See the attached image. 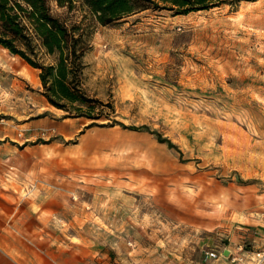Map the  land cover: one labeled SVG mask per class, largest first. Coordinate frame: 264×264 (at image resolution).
<instances>
[{"label": "rangeland", "instance_id": "1", "mask_svg": "<svg viewBox=\"0 0 264 264\" xmlns=\"http://www.w3.org/2000/svg\"><path fill=\"white\" fill-rule=\"evenodd\" d=\"M49 1L68 22L88 23L84 87L127 126H87L63 110L59 119L84 127L31 153L43 184L59 174L88 212L83 264H264V0L143 10L107 25L78 3ZM1 69L7 92L14 74ZM22 80L42 93L40 80Z\"/></svg>", "mask_w": 264, "mask_h": 264}, {"label": "crops", "instance_id": "2", "mask_svg": "<svg viewBox=\"0 0 264 264\" xmlns=\"http://www.w3.org/2000/svg\"><path fill=\"white\" fill-rule=\"evenodd\" d=\"M0 67L14 74L9 91L0 92V264H83L92 252L88 212L67 184L58 185L59 174L52 172L44 185L45 177L30 167L42 162L31 153L53 146L47 140L57 135L72 138L85 122L59 119L63 110L25 89L22 78L39 84V70L33 76L36 68L3 46ZM44 127L57 133L45 136Z\"/></svg>", "mask_w": 264, "mask_h": 264}, {"label": "trees", "instance_id": "3", "mask_svg": "<svg viewBox=\"0 0 264 264\" xmlns=\"http://www.w3.org/2000/svg\"><path fill=\"white\" fill-rule=\"evenodd\" d=\"M72 11L74 4L85 7L87 14L103 25L114 24L143 10L188 14L241 2L257 0H55ZM92 34L84 19L68 22L53 12L49 0H0V46L18 54L39 70L42 94L68 116L86 117L91 125L123 123L111 118L114 106L90 95L83 81L85 54L92 48ZM108 122L98 123V120ZM86 126V127H87ZM148 130V126H142ZM138 129L136 126H128ZM160 142L182 153L169 138L155 132Z\"/></svg>", "mask_w": 264, "mask_h": 264}, {"label": "built area", "instance_id": "4", "mask_svg": "<svg viewBox=\"0 0 264 264\" xmlns=\"http://www.w3.org/2000/svg\"><path fill=\"white\" fill-rule=\"evenodd\" d=\"M207 255L211 257H217V253L215 251H207Z\"/></svg>", "mask_w": 264, "mask_h": 264}, {"label": "water", "instance_id": "5", "mask_svg": "<svg viewBox=\"0 0 264 264\" xmlns=\"http://www.w3.org/2000/svg\"><path fill=\"white\" fill-rule=\"evenodd\" d=\"M225 254H228V250H225V252H224Z\"/></svg>", "mask_w": 264, "mask_h": 264}]
</instances>
